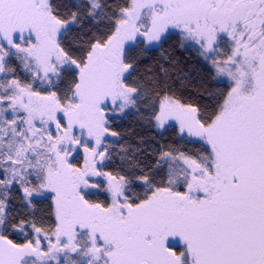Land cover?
Masks as SVG:
<instances>
[{"label": "snow or ice", "instance_id": "obj_1", "mask_svg": "<svg viewBox=\"0 0 264 264\" xmlns=\"http://www.w3.org/2000/svg\"><path fill=\"white\" fill-rule=\"evenodd\" d=\"M0 264H264V0H0Z\"/></svg>", "mask_w": 264, "mask_h": 264}, {"label": "trees", "instance_id": "obj_2", "mask_svg": "<svg viewBox=\"0 0 264 264\" xmlns=\"http://www.w3.org/2000/svg\"><path fill=\"white\" fill-rule=\"evenodd\" d=\"M185 57H187V53L184 54ZM129 123H125V127H128Z\"/></svg>", "mask_w": 264, "mask_h": 264}]
</instances>
